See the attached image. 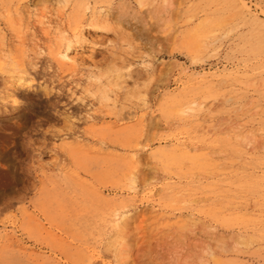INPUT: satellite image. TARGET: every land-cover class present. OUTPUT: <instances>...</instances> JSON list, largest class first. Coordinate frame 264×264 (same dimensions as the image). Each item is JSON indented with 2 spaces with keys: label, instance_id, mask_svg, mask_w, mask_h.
<instances>
[{
  "label": "rangeland",
  "instance_id": "obj_1",
  "mask_svg": "<svg viewBox=\"0 0 264 264\" xmlns=\"http://www.w3.org/2000/svg\"><path fill=\"white\" fill-rule=\"evenodd\" d=\"M0 264H264V0H0Z\"/></svg>",
  "mask_w": 264,
  "mask_h": 264
},
{
  "label": "bare ground",
  "instance_id": "obj_2",
  "mask_svg": "<svg viewBox=\"0 0 264 264\" xmlns=\"http://www.w3.org/2000/svg\"><path fill=\"white\" fill-rule=\"evenodd\" d=\"M63 56H65V54L63 55ZM69 58V57H68ZM139 155V154H138ZM135 161L137 162V163H140V161H141V159H140V157L139 156H136L135 157ZM117 224H119V223H121V222H124V219L122 218V219H118L117 221Z\"/></svg>",
  "mask_w": 264,
  "mask_h": 264
},
{
  "label": "snow or ice",
  "instance_id": "obj_3",
  "mask_svg": "<svg viewBox=\"0 0 264 264\" xmlns=\"http://www.w3.org/2000/svg\"><path fill=\"white\" fill-rule=\"evenodd\" d=\"M141 7L143 8V7H145V5L141 4ZM68 46H69V48H71L72 44L69 43ZM63 59L67 60L68 59V56H64ZM147 86L148 85L146 84L145 87H147ZM146 99H147L146 97L141 96V100H146Z\"/></svg>",
  "mask_w": 264,
  "mask_h": 264
}]
</instances>
